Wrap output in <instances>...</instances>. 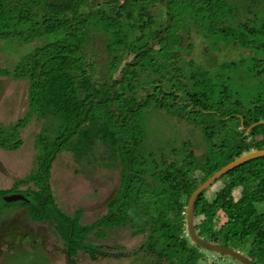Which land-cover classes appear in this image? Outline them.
<instances>
[{
    "label": "trees",
    "instance_id": "obj_1",
    "mask_svg": "<svg viewBox=\"0 0 264 264\" xmlns=\"http://www.w3.org/2000/svg\"><path fill=\"white\" fill-rule=\"evenodd\" d=\"M0 47L17 53L0 76L26 81L28 106L0 121V149H19L41 122L32 170L0 188V264L18 256L9 233L25 240L8 223L15 206L67 264H244L197 244L187 208L222 167L264 149V0H0ZM63 152L77 172H118L92 220L54 196ZM193 226L264 264V154L197 194Z\"/></svg>",
    "mask_w": 264,
    "mask_h": 264
},
{
    "label": "rangeland",
    "instance_id": "obj_2",
    "mask_svg": "<svg viewBox=\"0 0 264 264\" xmlns=\"http://www.w3.org/2000/svg\"><path fill=\"white\" fill-rule=\"evenodd\" d=\"M16 54L12 50L5 52V49L0 47V64L13 63ZM2 80L4 82L0 92V121L8 123L23 116L28 110L27 87L25 80L0 76V81ZM40 128V121L31 120L22 130L24 141L19 149H0V188L11 187L16 179L26 176L32 170L37 153L35 136ZM75 168L80 169L81 166L75 163L72 154H59L52 166V189L57 202L66 213H74L77 208L83 207L84 221H89L99 210L106 211V202L117 187L119 175L117 171L108 169L84 174L82 171L77 172ZM26 187L27 185L20 186L21 189ZM6 214L12 230L26 229L25 240H19V232L13 231L5 237L7 249L18 254L17 259L11 256L8 264H16L15 260L18 264H67L65 259L60 258L57 253L55 255L56 244L47 230H40L39 223L32 224L26 210L15 206ZM128 240L130 245L135 238L128 237ZM87 261L88 258L83 259L82 264H88Z\"/></svg>",
    "mask_w": 264,
    "mask_h": 264
},
{
    "label": "water",
    "instance_id": "obj_3",
    "mask_svg": "<svg viewBox=\"0 0 264 264\" xmlns=\"http://www.w3.org/2000/svg\"><path fill=\"white\" fill-rule=\"evenodd\" d=\"M262 154H264V149L263 150H255V151H252L248 154H245V155L237 158L236 160H234V161L228 163L227 165H225L224 167H222L219 171H217L215 174H213L206 182H204L200 187H198L192 193L191 198L189 200V205L187 208V224H188L189 233H190L192 239L197 244H199L202 247L209 249V250L219 251V252H222V253L227 254V255H232V256L236 257L237 259H239L240 261H242L244 264H253V263L250 261V259L245 257L242 253H240L236 250H233V249H230V248L220 246L218 244L206 241L200 235H198V233L195 231L194 226H193V207H194V202H195L197 194L202 189H204L208 185H210L220 175H222L223 173H225L227 170L231 169L235 165L241 163L242 161L247 160V159L252 158V157H257V156L262 155ZM23 197L24 196L22 194H11V195L5 196V199L8 201H12V200L22 199Z\"/></svg>",
    "mask_w": 264,
    "mask_h": 264
}]
</instances>
